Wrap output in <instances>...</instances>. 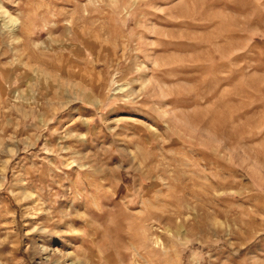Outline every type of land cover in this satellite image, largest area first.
I'll use <instances>...</instances> for the list:
<instances>
[{"label": "rangeland", "instance_id": "obj_1", "mask_svg": "<svg viewBox=\"0 0 264 264\" xmlns=\"http://www.w3.org/2000/svg\"><path fill=\"white\" fill-rule=\"evenodd\" d=\"M0 264H264V0H0Z\"/></svg>", "mask_w": 264, "mask_h": 264}]
</instances>
